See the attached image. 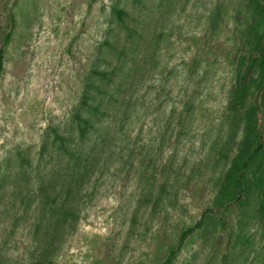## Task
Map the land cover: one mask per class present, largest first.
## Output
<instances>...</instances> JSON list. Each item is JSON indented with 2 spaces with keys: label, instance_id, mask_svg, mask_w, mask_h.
<instances>
[{
  "label": "rangeland",
  "instance_id": "1",
  "mask_svg": "<svg viewBox=\"0 0 264 264\" xmlns=\"http://www.w3.org/2000/svg\"><path fill=\"white\" fill-rule=\"evenodd\" d=\"M146 1L0 0V264H35L52 125H68L105 83L117 93L91 71L115 66L125 69L120 93H133L132 108L122 130L108 123L106 150L123 156L101 165L53 264H264V151L254 175L262 192L250 180L240 200L219 205L264 114V94L255 107L250 85L264 0ZM114 4L128 12L122 23Z\"/></svg>",
  "mask_w": 264,
  "mask_h": 264
},
{
  "label": "trees",
  "instance_id": "2",
  "mask_svg": "<svg viewBox=\"0 0 264 264\" xmlns=\"http://www.w3.org/2000/svg\"><path fill=\"white\" fill-rule=\"evenodd\" d=\"M133 2L138 5V8L147 7L146 0H133ZM256 7L260 15L259 5ZM111 9L117 21L121 23L128 15L123 7L115 4ZM123 26L125 27L124 24ZM127 29L129 30V27ZM7 36L8 34L5 39ZM253 37L255 38V33H253ZM104 42L109 47H113L118 55H123V52L116 49L112 42L108 40ZM257 50V64L260 66V71L250 83L257 93L254 101L255 107L259 106L258 98L264 94V45L257 46ZM243 60V56L239 55L237 63L239 64ZM2 63L3 48L0 45V71ZM91 71L107 83L114 84L117 93H112L111 88L104 87L105 83L103 87L98 88L101 93H95L93 97L91 95L84 96L80 100L79 106L71 110L68 125L65 127L52 125V170L49 173V178L39 181L42 206L40 216L33 225V232L36 235L35 248L38 254L35 264H50L51 258L52 264L54 263L67 238L75 230L82 210L93 197L95 185H92L91 182L93 179L95 181L98 179L96 174L101 165L108 168L115 159L123 156L124 150L121 148L119 150L110 148L108 151L106 148L107 142L113 141L115 138V135L108 138L111 133L110 129H113L109 128L108 123H113L114 129L116 127L119 131L122 130L130 110L128 108H132L130 102L133 93H120L123 86L127 87L122 78L125 69L121 70L115 66L111 69H92ZM117 74L121 75L119 81L113 80V77L114 79L118 77ZM246 86L242 83L234 90L237 91L236 93H242ZM242 103L244 106L250 105L246 96L242 97ZM253 127L255 141L230 177L226 198L220 199L219 205L222 209L226 208V204L240 200L245 190V184L250 180L256 190L262 192V187L254 175L255 170L260 166L264 151V114L258 123H254ZM118 139L122 140L123 135H119ZM49 147L50 145L45 143L40 147L44 154L41 158L44 160L48 155L47 148ZM202 222L203 216H200L192 226L182 231L177 248L193 230L200 228ZM173 252L174 250L170 251L172 254Z\"/></svg>",
  "mask_w": 264,
  "mask_h": 264
}]
</instances>
